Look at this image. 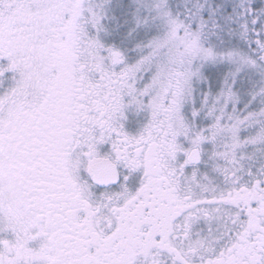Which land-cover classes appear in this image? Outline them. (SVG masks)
I'll list each match as a JSON object with an SVG mask.
<instances>
[{
    "label": "snow or ice",
    "instance_id": "snow-or-ice-1",
    "mask_svg": "<svg viewBox=\"0 0 264 264\" xmlns=\"http://www.w3.org/2000/svg\"><path fill=\"white\" fill-rule=\"evenodd\" d=\"M0 264H264V0H0Z\"/></svg>",
    "mask_w": 264,
    "mask_h": 264
}]
</instances>
